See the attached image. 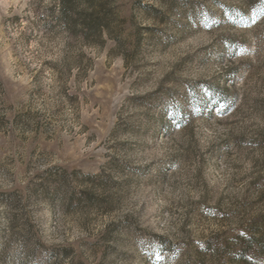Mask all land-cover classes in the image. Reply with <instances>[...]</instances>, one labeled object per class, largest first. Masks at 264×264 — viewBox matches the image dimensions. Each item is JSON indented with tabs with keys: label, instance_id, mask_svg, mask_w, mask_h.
<instances>
[{
	"label": "rangeland",
	"instance_id": "rangeland-1",
	"mask_svg": "<svg viewBox=\"0 0 264 264\" xmlns=\"http://www.w3.org/2000/svg\"><path fill=\"white\" fill-rule=\"evenodd\" d=\"M102 2L0 0V264H264V0Z\"/></svg>",
	"mask_w": 264,
	"mask_h": 264
},
{
	"label": "trees",
	"instance_id": "trees-1",
	"mask_svg": "<svg viewBox=\"0 0 264 264\" xmlns=\"http://www.w3.org/2000/svg\"><path fill=\"white\" fill-rule=\"evenodd\" d=\"M72 1L73 0H62L63 19L69 24L72 22V18L66 16V10L68 9V7H70ZM102 1L103 0H81L83 4L89 7L90 11L89 13L85 14V16H79V17L80 19L82 17L83 23L89 28V30L96 29L99 25H101L105 21L106 17L103 15L104 4ZM257 243L260 249H264L263 241L261 239ZM238 256L240 257L241 261L246 263L247 259H246L245 251H241L240 253H238Z\"/></svg>",
	"mask_w": 264,
	"mask_h": 264
}]
</instances>
